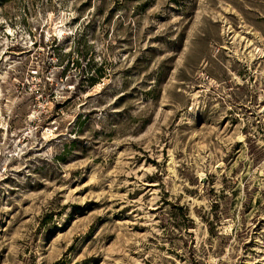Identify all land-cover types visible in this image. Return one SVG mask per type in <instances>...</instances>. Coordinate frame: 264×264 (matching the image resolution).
<instances>
[{
    "label": "rangeland",
    "instance_id": "1",
    "mask_svg": "<svg viewBox=\"0 0 264 264\" xmlns=\"http://www.w3.org/2000/svg\"><path fill=\"white\" fill-rule=\"evenodd\" d=\"M0 264H264V0H0Z\"/></svg>",
    "mask_w": 264,
    "mask_h": 264
},
{
    "label": "trees",
    "instance_id": "2",
    "mask_svg": "<svg viewBox=\"0 0 264 264\" xmlns=\"http://www.w3.org/2000/svg\"><path fill=\"white\" fill-rule=\"evenodd\" d=\"M98 75H99V76H98L99 78H102V76H104L105 74L103 75V74H101V73H98ZM90 80H92V77H90Z\"/></svg>",
    "mask_w": 264,
    "mask_h": 264
}]
</instances>
